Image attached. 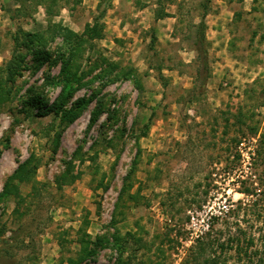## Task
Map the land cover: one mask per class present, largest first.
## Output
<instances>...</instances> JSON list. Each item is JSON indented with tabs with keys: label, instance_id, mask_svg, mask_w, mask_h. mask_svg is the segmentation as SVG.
I'll return each mask as SVG.
<instances>
[{
	"label": "rangeland",
	"instance_id": "374dc122",
	"mask_svg": "<svg viewBox=\"0 0 264 264\" xmlns=\"http://www.w3.org/2000/svg\"><path fill=\"white\" fill-rule=\"evenodd\" d=\"M96 23L104 37L73 58L86 74L66 108L92 100L64 130L42 112L65 85L61 28L87 39ZM29 39L53 59L36 68ZM0 150V249L17 237L9 264H264V0H0ZM30 157L35 188L3 198ZM227 191L231 213L191 243L192 213L227 205Z\"/></svg>",
	"mask_w": 264,
	"mask_h": 264
},
{
	"label": "trees",
	"instance_id": "16d2710c",
	"mask_svg": "<svg viewBox=\"0 0 264 264\" xmlns=\"http://www.w3.org/2000/svg\"><path fill=\"white\" fill-rule=\"evenodd\" d=\"M205 7V12L202 15V20L197 25V31H196V51L198 53V60L200 61L202 68L201 73L202 76L206 78L208 72H209V59H208V48L206 43V34H205V17L207 14V7ZM61 35L63 38V42H67L70 47H68L69 52L65 50V47L63 48V51L59 53V57L63 60L62 63V78L64 82V88L58 98L49 106H47L43 112V114L48 112H54L56 117L60 118V124L65 130L68 126H70L72 123H74L79 117L81 116L82 112L87 108L89 103L91 102L92 98H82L80 101L76 102L71 108H66L67 105L70 103L71 98L73 97L76 90L81 87L82 80L85 77L84 75L86 73H83L82 75L78 76V68L75 72H73L71 63L73 62V58L77 56V53H79L81 46L84 43H88L89 41L95 40L97 38H103L104 37V31L103 26L100 23H96L95 25L91 26L90 24L87 25L85 34L87 36V39H82V37L78 36L72 30L69 28L62 27L61 28ZM37 42V41H36ZM28 43V44H27ZM25 43L29 51L33 53V58L36 60V68H39L42 66L44 61H40L39 65H37L40 58H52L50 55H48L49 52L47 50H43L42 46L39 42H37V45L35 47L32 46L33 39H29L28 42ZM79 50V51H78ZM53 59V58H52ZM38 66V67H37ZM24 68V60L23 58L19 60L17 56L13 57V60L10 62L7 68V74L9 79H15L16 75H19L21 71ZM77 83V84H76ZM74 84L76 86L74 87ZM37 99V98H36ZM94 121L96 120V117H98V113L94 112ZM62 132H57L54 136V143L56 146H58L60 139L62 137ZM56 149V148H55ZM2 151L0 150V156ZM33 158L30 157L28 160L21 163L18 168L14 171V173L10 176H8L3 191L1 193V196L3 198H10L11 196L16 197L20 201H23L24 198L22 197L21 193L17 190V184L22 182H27L28 184L32 183L35 188V179L33 176L34 171V165L32 164ZM68 169L70 168V165L68 166ZM65 176H58L56 178V181L58 184L66 183ZM130 177L128 176L127 179ZM19 204V203H18ZM18 207L15 208L14 211H17ZM3 234V232L1 233ZM15 235H11L10 240L12 243L10 245H6L0 249V264H9L10 260L9 258L12 256V247L13 242L16 240ZM70 264H78L74 260V258L69 259Z\"/></svg>",
	"mask_w": 264,
	"mask_h": 264
},
{
	"label": "built area",
	"instance_id": "2783aa9c",
	"mask_svg": "<svg viewBox=\"0 0 264 264\" xmlns=\"http://www.w3.org/2000/svg\"><path fill=\"white\" fill-rule=\"evenodd\" d=\"M243 160V161H242ZM242 165L238 169H234V173L237 174V178H245L246 175H244L245 168H250L252 164V158H251V152L248 153L247 157L242 158ZM242 168V169H241ZM233 180L235 178L233 177ZM235 186H240L241 182L240 181H234L233 183ZM243 193V192H242ZM229 192L227 191V197L225 199V203L227 205H221L220 203L216 202H209L208 205H205L203 210L201 212H196L192 213L191 219H190V224L191 227L189 229H192L193 232H191V237H190V242L194 243L199 239H203V235L208 232L212 224L215 220V218H221L222 215L230 214L231 213V208L229 207L228 204L231 205V200L229 199Z\"/></svg>",
	"mask_w": 264,
	"mask_h": 264
}]
</instances>
